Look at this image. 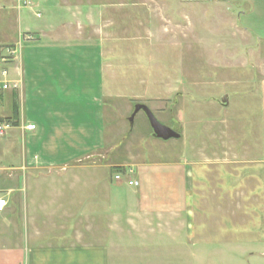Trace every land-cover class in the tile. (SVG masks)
<instances>
[{
	"label": "rangeland",
	"instance_id": "1",
	"mask_svg": "<svg viewBox=\"0 0 264 264\" xmlns=\"http://www.w3.org/2000/svg\"><path fill=\"white\" fill-rule=\"evenodd\" d=\"M45 1L43 4L42 0H31L32 7L18 8L17 0H0V8L13 10V18L0 13V18L4 17L0 19V43H10L6 37L11 34L18 40L20 35L31 34V40L22 37L20 50L12 61L19 60L20 53L23 54L24 66L30 75L42 69L40 59L33 60L32 55L52 52L59 57V60L55 58L58 68L72 72L69 89L62 88L60 102L55 103L61 104L60 112L65 118L58 126H50L52 123L48 122V127L41 128L44 132H54L59 145L58 159L66 157L60 164L65 162L83 170L91 168L98 172V177L103 169L110 189H115L116 181L121 180L124 192L137 188L124 184L126 177L135 182L134 179L145 176L142 172L153 170V166L175 168L182 164L178 173L186 176V182L192 183V192L198 196L189 202L191 211H197L195 225L190 221V226H196L197 221L200 230L197 236H193V230L187 232L188 237L183 234L174 237L171 232L163 231L165 221H160L163 217L159 222L147 214L143 219H132L133 223L116 220L118 217L113 215L106 224L36 222L40 233L57 237L67 232L77 236L79 242L87 239L97 242L102 238L101 233L113 235L112 232L125 231L124 264L138 261L165 264V259L166 264H264L261 256L250 260L249 244L244 238H228L235 230L244 232L245 229L243 194L238 192L235 199L232 195L235 191H231L234 186L241 189L244 179H230L214 168L219 160L233 161V155L228 152H242L251 144L247 140L257 136L260 129L264 2ZM57 8L59 21L52 14ZM18 13L23 22L21 27L15 21ZM54 19L60 24L54 30L47 29L48 35L100 43L99 61L98 46L90 49L76 45L81 42L70 45L71 53L62 47L71 44L68 42H52L45 50L34 51V44L23 49L34 40L36 27L52 25ZM26 27L32 33L24 31ZM3 49L2 53L6 54ZM4 64L0 62V70L5 68ZM98 65L102 66L101 73ZM7 78L10 79L9 69ZM223 97L227 100L225 106L220 102ZM135 103L148 106L160 122L179 132L180 137L155 138L142 111L134 116L131 124L128 118ZM70 113H76L77 117L68 118ZM81 115H87L89 120ZM64 122L71 126H61ZM100 131L103 137L98 134ZM91 151L94 153L85 157ZM240 160H236L238 165L243 163ZM8 167L6 160L0 158V189L11 185L7 180L10 171L5 170ZM229 167L226 166V172ZM74 178L84 182L85 175L79 173ZM179 179L183 181L182 176ZM230 183L235 185L228 186ZM3 196L4 190H0V198ZM22 214L21 202L17 201L13 218ZM127 217L134 218L131 214ZM171 225L173 230L182 227L179 212H173ZM202 226L208 238H199ZM169 253L171 258L167 257Z\"/></svg>",
	"mask_w": 264,
	"mask_h": 264
},
{
	"label": "crops",
	"instance_id": "2",
	"mask_svg": "<svg viewBox=\"0 0 264 264\" xmlns=\"http://www.w3.org/2000/svg\"><path fill=\"white\" fill-rule=\"evenodd\" d=\"M250 1L264 2V0H245L246 3ZM42 2L45 4L46 1L42 0ZM43 9L46 10L45 5H43ZM3 12L4 15L10 14L13 18V10L10 8H0V13ZM52 14L54 17L58 16V8ZM59 18L58 16L57 21ZM21 19L18 13V19H15L18 27L23 25ZM59 24L54 19L52 25L45 24L41 28L36 27L33 32L34 40L23 45V49L27 45L34 44L36 45L34 51L45 50L46 46L53 44L52 42H68L71 44H65V47L62 45L64 49L68 50H62L71 53L70 45L81 42L76 45H85L90 49L98 46L96 48L99 61L100 43L75 38L57 39V36L48 35L46 30L49 28L54 30L55 25ZM24 31L31 32L28 27ZM6 38L10 43L6 45L0 43V57L5 55L2 53L3 47L6 52L8 47H12L18 42L14 34ZM32 58L33 60L40 59L42 69L32 71L30 75L27 74L21 53L19 60H10L4 64L5 68L9 69L10 80L20 78L21 85L16 89L0 90V118L5 119V123L8 122V119L10 120L7 133L5 132L3 138L0 136V158L9 164L5 170L10 171L7 180L11 184L5 189H0L4 190L5 196L3 197L6 200L4 210L0 211V264H124L123 254L127 247L124 241L126 239L125 231L115 234L112 232L113 235L101 233L102 238L97 242H90L91 240L88 239L79 242L77 236H71L67 232H63L57 237L48 236L44 232L40 233L36 222L43 224H55L61 223V221L66 224L100 222L106 224L109 221L108 217L113 215L118 217L116 220L131 223L134 219H143L149 214L151 218L153 216L152 220L156 221L163 217L164 219L160 220L165 221L163 231L171 232L174 237L181 234L188 237L193 230V236H197L196 232L200 230L197 221L196 226H190V221L195 225L194 216L197 211H191L192 207L190 206L192 205L189 202L198 196L192 192V183L186 182V176L183 173H178V169L181 170L183 167L182 164L175 168L153 166V170L147 169L142 172L145 176L134 179L138 182L137 186L129 184L128 179L130 181L133 179L125 176L128 181L126 180L127 182L125 181L124 184L137 187L127 192L122 190L121 180L116 181L117 187L111 190L103 169H100L101 175L98 177V172L91 168L83 170L81 167L71 166L65 162L60 164L66 157L58 159L59 145L54 132H50V130L44 132L41 128L48 127V122L52 123L50 126H58L61 119L65 118L60 112L61 104L55 103L60 102L61 89L63 88L65 91L69 89L67 85L70 86L72 82L68 79L72 72L70 70L62 71L61 68H58L55 58L59 60V57H55L52 52L35 57L32 55ZM98 69L101 73L102 66L98 65ZM259 89L262 121L259 124L258 135L253 136L250 141L247 140V144L249 142L251 144L245 146L246 149L242 152L235 150L228 152L233 155V161L227 163L225 160H219L214 166V168L223 171L230 179L236 177L244 179L241 189L234 186L235 184H228V186H234L231 191H235L232 194L235 199L238 197V192L239 195L243 194L245 205L242 207H246L244 232L235 230L228 238H244L249 244L247 254L250 260L256 256H261L264 260V73ZM68 110L73 111L70 108ZM71 117L75 119L76 113L68 114V118ZM81 117L87 119V115H81ZM72 125L76 126L75 122ZM61 126H71V123L64 122ZM98 134L103 137V131ZM100 135L99 137H101ZM91 153L94 152L87 153L85 157ZM237 159H241L240 162L243 163L238 165ZM205 164L207 163L202 165ZM228 165L230 167L226 172ZM79 173L85 175L84 182H77V178H74ZM181 176L183 181L179 179ZM218 186L220 187V184ZM242 190L244 193L240 192ZM17 201L21 202L23 214L15 219L13 216ZM131 208L136 209L131 211ZM173 208H179V210L173 211ZM173 212H179L181 216L182 227L180 230L172 229ZM130 214L134 218L127 217ZM183 219L186 220V223H183ZM200 233H202L198 234L200 239L207 237L203 226ZM90 237L94 236L90 234ZM171 256L172 253L167 255L168 258ZM154 263L155 261H151L149 264ZM164 263L166 264V259ZM134 264H140V262H134Z\"/></svg>",
	"mask_w": 264,
	"mask_h": 264
},
{
	"label": "built area",
	"instance_id": "3",
	"mask_svg": "<svg viewBox=\"0 0 264 264\" xmlns=\"http://www.w3.org/2000/svg\"><path fill=\"white\" fill-rule=\"evenodd\" d=\"M31 0H17V7L20 8L22 6H31ZM31 40L33 37L31 34H24L23 36H19L18 42L14 44V46H10L6 49V54L0 57V62L5 63L7 61L13 60L17 57L16 52L21 47V40ZM20 50V49H19ZM8 70L6 68H2L0 70V90L8 89V88H18L21 85V79L10 80L7 78ZM9 128V124L0 121V135H3L5 131ZM115 179H119V175L115 176ZM129 184H137V182L129 181ZM6 206L5 198H0V211H3Z\"/></svg>",
	"mask_w": 264,
	"mask_h": 264
},
{
	"label": "water",
	"instance_id": "4",
	"mask_svg": "<svg viewBox=\"0 0 264 264\" xmlns=\"http://www.w3.org/2000/svg\"><path fill=\"white\" fill-rule=\"evenodd\" d=\"M185 1H196V0H185ZM220 102L222 105H226L227 104V100L226 97H223L222 99H220ZM142 111L145 116L146 119L148 121V124L152 130V135L155 138H159L162 140H169V139H177L180 137V133L177 132L176 130L172 129L171 127L163 124L162 122H160L155 115L153 114V112L150 110V108L148 106H146L143 103H135L134 107H133V111L130 114L128 120L129 122L132 124L134 116L139 112Z\"/></svg>",
	"mask_w": 264,
	"mask_h": 264
},
{
	"label": "trees",
	"instance_id": "5",
	"mask_svg": "<svg viewBox=\"0 0 264 264\" xmlns=\"http://www.w3.org/2000/svg\"><path fill=\"white\" fill-rule=\"evenodd\" d=\"M0 121L1 122H5V119H3V118H0ZM10 122V120L8 119V122L7 123H9ZM119 170H121V168H118Z\"/></svg>",
	"mask_w": 264,
	"mask_h": 264
}]
</instances>
